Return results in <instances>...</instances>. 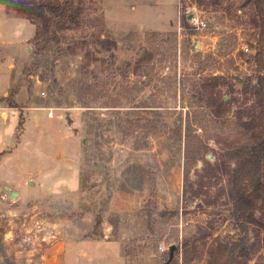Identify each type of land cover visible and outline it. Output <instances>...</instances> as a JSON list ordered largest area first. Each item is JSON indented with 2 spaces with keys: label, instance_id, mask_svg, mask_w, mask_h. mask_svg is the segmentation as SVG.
<instances>
[{
  "label": "rangeland",
  "instance_id": "1",
  "mask_svg": "<svg viewBox=\"0 0 264 264\" xmlns=\"http://www.w3.org/2000/svg\"><path fill=\"white\" fill-rule=\"evenodd\" d=\"M82 3L80 24L36 40L39 24L0 2V54L15 56L0 69V93L20 70L14 86L28 88L19 94L28 105L19 142L0 153V227L12 217L27 229L40 219L50 232L44 219L60 221L81 249L129 250L144 264H218L210 250L246 234L245 247H256L259 227L231 216L229 175L214 166L220 137L231 136L238 110L254 102L245 85L261 72L264 36L247 0ZM190 12L207 27L186 22ZM212 76L224 77L217 89L231 100L219 118L204 101ZM189 134L210 148L191 164L188 183ZM207 171L206 191L196 194ZM249 263L264 264V248Z\"/></svg>",
  "mask_w": 264,
  "mask_h": 264
},
{
  "label": "trees",
  "instance_id": "2",
  "mask_svg": "<svg viewBox=\"0 0 264 264\" xmlns=\"http://www.w3.org/2000/svg\"><path fill=\"white\" fill-rule=\"evenodd\" d=\"M0 2L39 24L35 34L36 40L53 37L51 33L56 32L58 28L65 29L80 24L85 10L82 0H0ZM247 3L254 11V20L264 36V0H247ZM185 21L188 22L187 16ZM39 47L45 49L46 44L40 42ZM256 58L261 72L255 83L251 85L249 81L244 90L246 96L251 95L254 98V102L238 110L235 119L237 127L234 128L231 136L221 138L218 134L222 145L216 151L218 162L214 166L216 169L224 168L229 175L226 192L229 200L233 202L231 216L237 222L254 219L259 227L256 230L258 240L255 241L256 247L253 248L245 247L247 234L240 242L233 245L219 242L217 250L213 248L210 250L211 257L218 264H250L251 258L264 248V244H261V239L264 240L262 236L264 235V44L257 51ZM209 79L203 84L205 106L211 109L212 116L219 118L227 112L231 100L220 94V90L217 89L220 82L225 81L223 76H212ZM10 103L13 104V100ZM209 148L207 139L202 136L189 134L186 137L184 145L186 182L190 181L191 164H195L197 159L208 153ZM208 164H212L210 160ZM211 176H213L211 172L207 171L199 178L196 182V194L206 191L203 189L207 186V180H204L210 179ZM190 184L195 185V182ZM257 211L261 212L258 216Z\"/></svg>",
  "mask_w": 264,
  "mask_h": 264
},
{
  "label": "crops",
  "instance_id": "3",
  "mask_svg": "<svg viewBox=\"0 0 264 264\" xmlns=\"http://www.w3.org/2000/svg\"><path fill=\"white\" fill-rule=\"evenodd\" d=\"M5 15L9 17L7 14ZM7 59L9 60L8 66L11 67L15 56L8 55L7 57L0 54V69ZM12 71L10 70V72ZM21 76L22 71L20 70L19 76H13L0 93V153L5 152L4 154L8 151L11 152V149L19 142L18 132L22 126L21 110L28 109L27 100H23L25 97L23 96L22 99L19 97L20 90L27 87L17 84L14 86ZM11 100L14 105L10 103ZM14 191H18L19 196H22L21 188ZM60 220L62 221L64 218ZM44 221L51 226L52 240L41 244L42 249L40 248L36 252L27 251L21 256L17 255L20 247L19 236L27 231V225L22 227L23 222L20 224L12 217L6 225L0 227V264H3L4 259L11 260L14 262L13 264H144V259H134L138 254H132L129 250L119 252L110 250L107 251L108 253L83 250L80 248V241L70 236L69 229L64 223L61 224L60 221L49 223L45 219Z\"/></svg>",
  "mask_w": 264,
  "mask_h": 264
},
{
  "label": "built area",
  "instance_id": "4",
  "mask_svg": "<svg viewBox=\"0 0 264 264\" xmlns=\"http://www.w3.org/2000/svg\"><path fill=\"white\" fill-rule=\"evenodd\" d=\"M188 21L192 27L197 29H205L207 27V21L203 20L196 12L189 13ZM32 224L33 225L28 228L25 233L23 232L19 236L20 247L17 254L18 256L23 255L27 251L36 252L42 247L41 244L48 243L51 239L50 232H48L47 226L44 224L43 220L34 219ZM27 260L29 259L27 258Z\"/></svg>",
  "mask_w": 264,
  "mask_h": 264
},
{
  "label": "water",
  "instance_id": "5",
  "mask_svg": "<svg viewBox=\"0 0 264 264\" xmlns=\"http://www.w3.org/2000/svg\"><path fill=\"white\" fill-rule=\"evenodd\" d=\"M190 15H192V14H190ZM4 192H8V193L11 192L13 198H16V196H18V194H19L18 191L10 190L8 188H5ZM0 193H1V191H0ZM176 247H177L176 244H172L170 246V248H169L170 256H169L168 262H170L173 259Z\"/></svg>",
  "mask_w": 264,
  "mask_h": 264
}]
</instances>
